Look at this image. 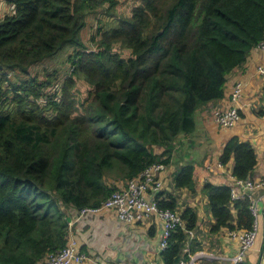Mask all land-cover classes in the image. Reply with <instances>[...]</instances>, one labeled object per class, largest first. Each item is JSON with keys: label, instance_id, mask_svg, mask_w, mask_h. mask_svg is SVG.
Wrapping results in <instances>:
<instances>
[{"label": "trees", "instance_id": "trees-1", "mask_svg": "<svg viewBox=\"0 0 264 264\" xmlns=\"http://www.w3.org/2000/svg\"><path fill=\"white\" fill-rule=\"evenodd\" d=\"M6 1L14 10L0 18V264H37L68 239L64 207L97 205L115 188L108 177L167 164L196 109L223 95L227 73L264 38V0H136L128 15L117 13L120 0ZM97 11L115 23L97 22L88 45L81 31ZM63 51L70 71L41 73ZM218 159L233 161L235 178L250 177L254 145L232 135ZM204 164L180 165L174 185L194 191ZM203 191L212 232L251 228L247 196L232 198L226 182L206 181ZM158 195L160 208L177 210L174 196ZM178 211L184 223L161 250L165 264L179 262L197 221L193 207Z\"/></svg>", "mask_w": 264, "mask_h": 264}, {"label": "crops", "instance_id": "crops-1", "mask_svg": "<svg viewBox=\"0 0 264 264\" xmlns=\"http://www.w3.org/2000/svg\"><path fill=\"white\" fill-rule=\"evenodd\" d=\"M2 2H7L8 6L0 7V17L14 10L11 2L0 0ZM258 65H264V55L258 45H255L243 64L227 73L223 95L196 109L193 131L178 133L170 160L156 173L161 185L152 189L154 198L157 193H160L158 198L171 195L177 200V210L189 205L197 212L195 237L187 240L178 263L185 260L184 253L202 249L215 256L212 259L199 256L195 264H229L220 256L231 255L237 250L238 241L228 235V227L224 226L216 232L210 230L215 217L205 206L208 197L203 191V185L206 181L215 184L229 183L234 178L233 161L218 164L222 147L232 135L253 143L256 162L250 177L255 182L264 179V112H256L264 111V72L257 69ZM236 81L242 82L241 92L235 100L240 110V119L232 126H219L211 118V111L214 107L231 103L230 94ZM162 150L161 145H154L155 152L160 153ZM204 161L205 164L194 177V191L186 186L174 185V174L180 165ZM108 182L119 187L124 184V179L108 178ZM254 191L259 207L257 235L253 247L240 264H264V187L257 186ZM64 209L69 220L68 238L74 239L76 248L86 255L81 262L74 264H95L99 257H106L109 264H165L158 249L162 220L155 213L136 222H123L118 219L113 208L87 215L83 220L75 218L77 208L69 205ZM37 264H43V260Z\"/></svg>", "mask_w": 264, "mask_h": 264}, {"label": "built area", "instance_id": "built-area-1", "mask_svg": "<svg viewBox=\"0 0 264 264\" xmlns=\"http://www.w3.org/2000/svg\"><path fill=\"white\" fill-rule=\"evenodd\" d=\"M264 55V38L257 44ZM257 69L264 72V65H258ZM242 82L236 81L233 85L230 100L231 103L226 106L214 107L211 111L213 121L222 127L234 125L240 119V110L235 103L241 92ZM218 164L221 165L219 159ZM164 166L161 162H153L145 167L138 174L124 180V184L115 187L111 192L100 201L97 205L83 206L77 209L75 218L83 220L87 215L101 212L106 208H113L117 217L123 222H136L150 217L151 213H155L162 220V227L158 234V249L161 252L167 246L168 237L177 226L183 225L184 221L178 210L170 208H160L156 199L151 193L152 189H157L161 185L156 178V173ZM231 197L239 198L247 196L250 200V209L254 215L251 228H234L228 230V235L234 237L238 241V247L235 253L229 255H221L223 261L229 264H240L255 242L258 228V198L255 196L254 189L257 186L264 187V179L257 182L251 177L243 179L233 178L231 182ZM187 240L190 241L195 236L194 229L187 230ZM197 249L188 253V258L178 264H195L199 256L211 258L215 255L203 252ZM85 253L76 248L75 240L68 238L66 243L56 251L46 254L43 264H74L79 263L85 258ZM95 264H109L106 257H99L95 260ZM128 264V263H126Z\"/></svg>", "mask_w": 264, "mask_h": 264}, {"label": "rangeland", "instance_id": "rangeland-1", "mask_svg": "<svg viewBox=\"0 0 264 264\" xmlns=\"http://www.w3.org/2000/svg\"><path fill=\"white\" fill-rule=\"evenodd\" d=\"M136 2V0H120L119 5L117 6V13L118 14H125L128 15L130 13V8L131 6ZM7 2H2L0 3V7H3L4 5L7 7L8 5L6 4ZM1 18V17H0ZM104 22L107 24H114L115 23V18H113V16H110L108 14H106L103 11H97L95 14H90L87 19H86V24L83 27L82 31H81V37L82 40L90 45V42L88 40L89 34L91 32V29H93L97 22ZM67 56H68V51H63L60 52L59 54H57L56 56H53L52 58L48 59L45 63H43L40 66V70L41 73H45V71L48 69V71H52L53 68V72H55L57 74V77H60L62 75H64L65 73L70 71V63L67 60ZM47 65V69H44ZM55 69V70H54ZM57 81H60V80ZM85 84L81 81L77 82V89L82 88ZM84 95V93H82ZM109 178V177H108ZM206 206V204H205Z\"/></svg>", "mask_w": 264, "mask_h": 264}]
</instances>
